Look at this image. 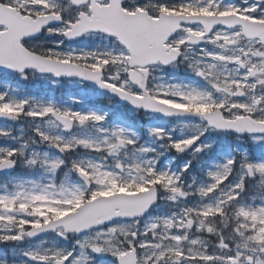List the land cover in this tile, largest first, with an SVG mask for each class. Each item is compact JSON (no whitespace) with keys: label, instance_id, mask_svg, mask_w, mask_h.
<instances>
[{"label":"snow or ice","instance_id":"1","mask_svg":"<svg viewBox=\"0 0 264 264\" xmlns=\"http://www.w3.org/2000/svg\"><path fill=\"white\" fill-rule=\"evenodd\" d=\"M0 264H264V0H0Z\"/></svg>","mask_w":264,"mask_h":264},{"label":"rangeland","instance_id":"2","mask_svg":"<svg viewBox=\"0 0 264 264\" xmlns=\"http://www.w3.org/2000/svg\"><path fill=\"white\" fill-rule=\"evenodd\" d=\"M30 86H32L33 89L39 87V85H30ZM67 90H70V86H68V85H63V86L61 87V92H64V91H67ZM58 94H59V93H58Z\"/></svg>","mask_w":264,"mask_h":264}]
</instances>
